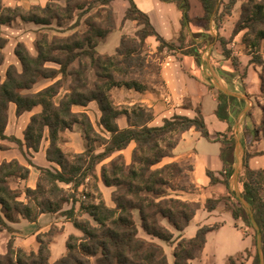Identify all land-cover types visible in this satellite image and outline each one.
<instances>
[{"label":"trees","instance_id":"1","mask_svg":"<svg viewBox=\"0 0 264 264\" xmlns=\"http://www.w3.org/2000/svg\"><path fill=\"white\" fill-rule=\"evenodd\" d=\"M126 1L128 7L124 19L136 21L139 28L134 35H122L116 53L102 54L97 49L98 40L106 37L116 27L110 9L107 27L91 23L86 31L65 37L50 38L47 33L40 34L35 42L36 54H32L23 42L17 43L15 54L21 63V69L10 65L6 78H0V139L9 138L5 129L10 103L16 104L18 115L40 106L41 111L31 116L24 131L25 146L38 151L44 130L48 128L50 145L46 152L47 159L62 167L56 171L38 167L41 175L36 188L24 186L20 189L13 188L8 178L27 179L29 167L16 158L0 161V231H13L5 218L13 220L22 215L30 221H36L41 212H60L82 233L80 236L70 234L67 237L66 252L55 261H50L52 233L49 230L38 233L37 249L15 247L11 237L7 243V251L0 253V264H92V256H97V264H190L204 249L208 232L219 227V223L203 225L192 237H176L163 223V220L167 219L177 231H183L201 208V203L183 199L171 192L193 191L197 188L189 178L185 183L182 182V179L188 177L183 165L177 161L163 165L160 163L164 157L172 154L182 134L194 127L205 138L222 144L220 158L224 168L220 176L210 170L207 174L211 184L221 182L229 189L230 178L235 171V137L224 133L211 135L200 106L194 117L174 114L161 125H150L154 118L152 107L143 103L120 107L115 103L111 91L114 87H126L141 92L150 89L144 80L131 76L135 73L142 75L146 68L155 66L150 58L152 53L145 49L146 39L150 36L158 42L156 59L160 62L157 64V74L163 85L160 63L165 49H180L182 53L193 55L200 63L199 48L193 45L185 46V31L196 21L201 22L203 31L195 33L194 36H208L212 42L218 40L224 56L231 59L233 68L237 69L240 61L237 57H232L227 39L224 36L216 37L208 31L212 23L219 25L224 16L231 14L238 0H229L223 7L220 0H199L203 10L201 16L191 15V0H163L175 3L182 11L178 46L176 42L167 41L156 30L150 16L135 0ZM73 2L74 0H66L64 12L60 5L51 1L45 6H34L37 12L28 11L27 15H22L18 13L20 7L6 6L0 0V25L12 22L17 16L44 25L51 24L53 19L60 22L65 13L72 15ZM240 31H245L243 41L252 50L250 63L262 68L260 83L264 92V0H246L242 4L234 33L238 34ZM5 44L6 40L2 37L0 27V64L4 60ZM47 63H56L59 68L47 66ZM59 75L60 78L52 84L35 92L23 93V90L31 89L39 78L53 79ZM64 84H67L65 92L56 101L55 98ZM91 101H96L99 105L102 112L100 125L110 134L107 138L100 136L85 111L73 110L74 105L87 106ZM245 102L244 98L219 91L216 114L221 120L229 123L230 130L231 112L237 113ZM261 110V122L253 128L245 129V135L257 138L262 133L264 136V105ZM120 115L127 117V127L119 126L117 118ZM76 124L82 127L87 149L82 153H75L73 156L78 160L69 167L66 153L57 145L58 134L65 129H72ZM15 140L18 144H23L22 140ZM98 141L104 149L95 153L92 145ZM131 143H135V146L128 163L125 156L118 152ZM115 153L118 154L113 156ZM251 155L252 153L246 150L244 174L240 176L243 182L241 196L238 197L232 192L230 196L209 197L203 206L212 211L223 201L236 220L237 227V221L241 220L245 226L254 228L255 237H260V248L256 249L254 255L249 248L244 252L248 257H252L251 264H264V169L250 168ZM109 157L111 159L101 168L100 177L104 185L115 186L112 194L115 205H107L101 196L99 202L83 206L95 224L90 219H80L74 206L63 210L62 204L68 201L69 197H65V191L59 186V182L73 183L77 188L88 174L97 177L96 165ZM85 164L86 168L78 179L76 176ZM188 169L191 171L193 166L189 165ZM42 181L46 182L48 189H45ZM22 193L26 195L27 202L21 199ZM72 199L77 201L74 197ZM31 201L38 207L37 214L34 213ZM244 201L250 206V210ZM134 211H137L140 226L147 234L173 246V263L168 260L161 244L138 235L139 225ZM239 256L242 257V254ZM239 256H230L229 264H243Z\"/></svg>","mask_w":264,"mask_h":264},{"label":"crops","instance_id":"2","mask_svg":"<svg viewBox=\"0 0 264 264\" xmlns=\"http://www.w3.org/2000/svg\"><path fill=\"white\" fill-rule=\"evenodd\" d=\"M135 1L137 2L138 6L150 16L156 30L167 41L176 43L178 42V38L180 36V31L182 28V11L177 8L175 3L163 0ZM195 3L199 4L198 15L201 16L203 14V10L199 0H191V15L195 16L192 14L193 6L195 5ZM127 7L128 5L126 6L125 10L127 9ZM138 28L139 26L137 25L136 21L132 19H124L122 23H119L117 27L106 36L105 41H102L97 45L98 51L102 54L116 53V51L113 53H109L105 50H101L99 46L101 44H104L103 49H106L105 42H107L108 36L117 30L118 33L115 37V47L117 50L122 35H134ZM192 30L195 31L194 29ZM198 30L199 32L203 31L202 28H199ZM213 32L214 26L212 23L210 31H208V33L212 34ZM217 43L218 40L212 42L211 48L216 47ZM146 44L150 47L149 51L151 53L157 51L158 42L153 36H150L146 39ZM177 50L180 51V49L170 51L165 49L164 51V56L160 63L161 76L164 80L163 89H148L141 92L130 88L114 87L111 91L112 95L115 96L114 94L116 91L126 92V94H128V100L120 102L118 101L116 103L120 107L123 104H125L126 106H132L136 103H143L152 107L154 110V118L150 122V125H161L163 124L165 119L171 118L174 114H182L194 117L197 114V108L200 106L204 115L206 125L211 135L224 133L233 135L235 137V171L230 178L229 189L221 182L217 184H211V179L207 174V171L210 170L213 171L216 175L220 176V172L224 168L223 162L220 158L222 144L218 141L205 138L194 127L190 128L182 134L180 141L174 147L172 154L170 156L164 157L166 158V161L164 162H182L183 160L190 159L193 166V181L197 184V187L200 190H205L204 196L206 199L209 197H213L214 195L217 197L221 195L228 196L231 195L232 192H234L236 196L240 197L243 191V182L240 180V176L244 174L243 162L246 150L252 153L249 159L250 168L254 170L264 169V136L261 133L259 137L254 138L252 137V135L244 134L245 129H247L248 127L253 128V126L255 124H259L262 119V111L257 102V100L261 98V96H264V93L262 92L260 87L261 69L259 66H254V64L252 63L248 65V63L244 62L242 58H240L239 61L244 64V67L241 68V70H238V68L234 69L233 66L227 64L229 59L221 60L220 55L217 56L211 54L209 55V58H205L200 48L199 51L201 53V62L198 63L193 55L178 52ZM216 63H219L220 65H217ZM229 75L233 78H227V76ZM210 82L213 84V86L212 84L211 86L210 84H208ZM219 91L235 95L238 98H244L246 101L245 105L237 113L231 112V130L229 129V123L227 121L221 120L216 114ZM186 101H189L190 105L186 106ZM14 105L16 110V104L14 103ZM78 106L82 109H75V107ZM89 106H92L93 111L87 109ZM73 110L85 111L90 116L92 121L93 118L100 121V117L102 114L96 101H91L87 106L74 105ZM40 111L41 107L37 106L32 110L23 112L22 114L18 115L17 118L30 120L31 116L34 113ZM117 122L121 128L127 127L129 125L128 119L125 115H120L117 118ZM48 145L49 140L47 141L45 146L41 145L38 151L33 150L36 154V156L33 157L34 164L30 163L29 161L24 163L19 157L18 153L15 152V149L11 150L12 156H9V154L11 153H3L2 155H0V158L7 161L16 158L22 164L28 166L30 169V173L28 178L24 180V186L35 188L37 177L39 174L38 167H46L49 166V164L53 163L49 161L46 156ZM35 158L39 161H35ZM33 166L35 167V169L33 168ZM106 187L109 188V186ZM102 190L104 189L102 188ZM188 194L189 193L187 191H183V193H179L178 196L191 201H200V199L189 197ZM21 196V199L23 200V195ZM199 211H201V209H198L196 215L190 221L189 225L180 232L181 236H187L186 230L191 228V224H193L194 222L195 225L194 227H192L190 233L196 232L200 226L213 225L215 223H219V227L216 229L220 230L221 227H223L230 219L229 217L231 214L230 211H224L219 208L212 211H208L206 209L209 215H206V218L204 217L202 220L197 221ZM57 213L60 214V212H41L38 214L36 221H30L22 215H18L17 218L13 220L5 218L8 225L13 228V231L9 232L7 230H2L0 231V233H6V245L9 239L13 237L15 247L37 249L39 247V243L37 241L38 233L46 231L53 224H60L62 229L60 230V232L55 234V236H53L50 244V261H55L66 252L67 237L70 234H76L79 236L82 234L81 231L79 233H76L73 230V228L76 227L69 218L66 222H60V217H57ZM232 218L234 226L238 228L236 226V220L233 216ZM254 226L258 230V227L255 223ZM238 229L244 235L243 230L240 228ZM214 230L208 232L207 241L203 251L207 247L209 235H211ZM176 232L179 233V231L177 230ZM245 237L248 238L247 243L249 244V246L245 249H250L251 245L254 242L252 236L246 235ZM57 238H62L64 240L65 247H60L59 256L53 259L51 255L55 245L57 244ZM149 239L153 240L152 237H149ZM6 251L7 248L4 252L0 253H5ZM196 259L197 258L192 259L190 261V264H193ZM92 264H96L93 259Z\"/></svg>","mask_w":264,"mask_h":264},{"label":"rangeland","instance_id":"3","mask_svg":"<svg viewBox=\"0 0 264 264\" xmlns=\"http://www.w3.org/2000/svg\"><path fill=\"white\" fill-rule=\"evenodd\" d=\"M51 1L60 5L61 7L60 9L62 10L66 6V0H2V3L6 6H11V7L18 6L20 7V10L18 13L22 15H27L28 11L37 12V10L33 8L34 6H37V5L45 6L48 2H51ZM220 1H221L222 7L223 5H226L229 2V0H220ZM245 2L246 0H238L231 11V14L224 16V18L221 20L219 25H216L215 23H213L214 32L212 34L216 37L224 36L228 41V47L232 50V57H237L238 59L242 58L243 61L247 62L249 65L250 59L252 57V50L243 41V35L245 31H240L238 34L234 33L236 24L240 19L241 6ZM127 5H128V2L126 0H74V2L71 4L72 15L69 16L67 13H65L60 19V22H58L56 19H53L51 24L44 25V24H39V23H35L32 21H26L22 19L20 16H17L12 22L0 25L2 37L6 40V44L3 48L4 60L0 64L1 80H4L6 78V72L10 65H15L18 68V70L21 69V63L17 55L15 54V48H16L17 43L23 42L32 54H36L37 50H36L35 42H36V39L40 36V34L47 33L50 36V38L51 37H65L75 32L82 33L86 31L90 27L91 23L98 24L99 26H102V27H107L110 9H112V16H113V19L117 27L119 23H122L124 21V12H125L124 10ZM198 7H199V4L195 3V5L193 6V10H192L193 15H198V12H199ZM62 12H64V10ZM200 25H201V22L196 21V22L191 23V25H189V27L186 29L185 46L193 45V46L200 48L205 58H209V55L211 54V55H217V56L220 55L221 58L220 57L219 58L221 60H224V59L227 60L228 58L224 56L223 49L219 41L216 44V47L211 48L212 41L208 36L206 37L194 36L195 33L199 32L198 29L202 28ZM192 29H194L195 31H193ZM117 33L118 31L116 30L108 36L107 42H105L106 49H103L104 44H101L99 48L109 53L115 52L116 51L115 37ZM105 39L106 37L100 38L98 40V44L102 41H105ZM176 45L178 46L180 45V43L177 42ZM149 48L150 47L146 44L145 49L149 51ZM177 51L182 52V50L180 51L177 50ZM156 56H157V53L152 52V55L150 57L155 66H152V67L150 66L146 68L145 72L142 75H139L137 73L131 74L132 77L144 80L147 83V85L150 87V89H153V90L164 88V85L162 84L161 79L157 74V69H158L157 64L160 61L156 59L157 58ZM216 64L220 65L219 63H216ZM227 64L232 66L231 59H229ZM243 65L244 64L240 61L238 65V70L239 69L241 70V68L244 67ZM47 66L54 67L56 69L59 68V65L56 63H47ZM254 66L256 65L254 64ZM260 69L262 72L261 67ZM59 78H60V75L53 79L41 77L31 89L23 90V93L38 91L44 88L45 86L52 84ZM227 78L232 79L233 77L229 75L227 76ZM208 84H210L211 86L212 83L210 82ZM66 85L67 84H64L62 88L60 89L59 94L55 98L56 101H58L59 98L64 94ZM260 87H261V83H260ZM114 95L115 96H113V98H114L115 103H117L118 101L120 102V101L128 100L129 98L126 92L116 91ZM257 102L261 108V106L264 105V96H261V98H259ZM185 105L186 106L190 105L189 101H186ZM122 107H126V105L123 104ZM75 109H82V108L78 106V107H75ZM87 109L90 111H93L92 106H89ZM17 116L18 114L15 110L14 103H10L9 108H8V122H7L6 129H5V133L9 138L0 139V155H2L3 153H11L9 154V156H12L11 150L15 149V152L18 153L19 157L24 163L29 161L32 164H34L33 157L36 156V154L34 153L32 149H28L25 146V142H24V131L30 120L29 119H19L17 118ZM92 123L96 131L100 134V136L105 137V138L110 136V134L107 133L103 129V127L100 125V121L98 119L95 120L93 118ZM15 139L22 140L23 144L22 145L18 144ZM48 140H49V130L48 128H45L40 146L41 145L45 146ZM49 145H50V140H49ZM57 145L61 147L63 151L66 153V156L70 162L69 167H72L74 163H76V161L78 160L73 155L75 153H82L87 149V142H86L82 127L79 124H76L74 125L72 129H65L59 132ZM134 146L135 144L132 143L131 145L123 149L121 152H118V153H122L125 156V159L128 163L131 161V155H132V150ZM92 149H93V152L99 153L103 151L104 146L102 145L100 141H98L92 145ZM118 153H115L113 156L117 155ZM110 159L111 157L105 159L104 161L99 162L96 165L97 177L91 174H88V176L85 177L81 181L80 185L77 188L74 186L73 183L67 184V183L59 182V186L62 187L65 191V197H69V200L65 201L62 204L63 210L70 209L71 207L74 206L76 214L80 219H90L91 222L95 224L94 220L85 211L83 206H87L88 204L93 203V202H99L101 196L104 198L107 205L109 206L115 205L112 199L113 191L116 189L115 186H110L109 188H107L106 185H104L100 177L102 166L105 163H107ZM0 161H4V159L0 158ZM35 161H39V160L35 158ZM164 161H166V158H163L160 165L167 163ZM179 163L183 165V167L185 168V172L188 175V177H185L184 179H182L183 180L182 182L185 183L188 178L191 181H193L194 180L193 172L192 170L190 171L188 169L189 165H192L191 160L186 159ZM86 165L87 164L83 165V167L80 169L78 176H76L78 177V179L81 173L84 172ZM33 168L35 169L34 166ZM45 168H48L52 171L62 169V167L56 162L49 164V166H46ZM40 175H41V172L39 169L36 186H37L38 181L40 180L39 179ZM8 182L12 187H15V188L19 187L20 189H22L25 185L24 180L14 178V177L8 178ZM42 184L45 185V189H48V186L46 185L45 181H42ZM102 188L104 190H102ZM171 192L173 195L183 193V191H178V192L171 191ZM187 192L189 193L188 194L189 197L200 199L199 202L201 203V208H200L201 211H199L198 213L197 221L202 220L204 217L206 218V215H209V214L207 213L206 209L203 206V204L206 201V198L204 196L205 190L203 189L200 190L197 187L195 190L187 191ZM22 195H23V200L27 202L28 199L26 198V195L24 193H22ZM262 195L264 197V189L262 191ZM223 196H227V195H223ZM72 197L77 199V201L74 202ZM213 197H217V196L214 195ZM51 199L53 198L51 197ZM40 200L41 199H39V201ZM30 204L32 205L34 209V213L37 214L38 207L36 206L34 201H31ZM245 204L247 208L250 210V206L246 202ZM218 208L224 211H229L225 207V204L223 201L220 202ZM56 215L57 217H60V222H66L68 219V217L64 215L61 216V213L60 214L57 213ZM134 216H135L136 222L139 225L138 235L140 237L146 238L147 240H151L149 239V237H152V236L147 234L140 226V219H139L137 211H134ZM229 218H230L229 220L227 218L228 220L227 223L223 227H221L220 230L215 229L216 231L214 230V232L211 235H209L208 244H207L206 249L204 251L202 250L203 252L201 251L198 254V256L196 257L197 259L194 261L193 264H229L230 256L238 257L240 254H242V257L239 256V258H240V261H243V264H251L252 257H248L247 254L244 252L245 251L244 249L249 246V244L247 243L248 238L245 236L246 235L252 236V239L254 242L250 247V251L253 255L256 252V249L260 248V245H261L260 240H259L260 237L259 235L255 237L254 228L247 227L244 225V223L241 220H238L237 221L238 228L243 230L244 235H245L244 236L241 233V231L234 226L233 218L231 214ZM163 223L169 229H171L172 231H175L174 234L175 233L177 234V235L175 234L176 237L180 235V232L177 233L176 229L168 222L167 219H164ZM191 225H192L191 228L186 230L187 236H184V237H192L195 235L196 232L190 233V231L192 230V227H194L195 225V222ZM61 229L62 227L60 226V224L58 225L53 224L47 230H49L52 233V238H53V236H55V234L60 232ZM73 230L76 233L80 232V230L76 228H73ZM6 238H7V235L5 232L0 233V252H4L7 248ZM152 238H153V241L163 246L166 254L168 255L170 263H173L174 262L173 246L170 245V243L158 237H152ZM60 247L62 248L65 247V242L62 238H57V244L55 245L54 250L51 255L53 259L59 256ZM96 258L97 256H92V259L97 264Z\"/></svg>","mask_w":264,"mask_h":264}]
</instances>
